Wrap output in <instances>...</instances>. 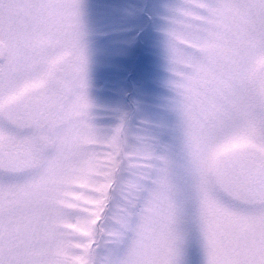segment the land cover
<instances>
[{"label":"snow or ice","instance_id":"1","mask_svg":"<svg viewBox=\"0 0 264 264\" xmlns=\"http://www.w3.org/2000/svg\"><path fill=\"white\" fill-rule=\"evenodd\" d=\"M184 4L153 132L94 123L79 0H0V264H264V0Z\"/></svg>","mask_w":264,"mask_h":264},{"label":"rangeland","instance_id":"2","mask_svg":"<svg viewBox=\"0 0 264 264\" xmlns=\"http://www.w3.org/2000/svg\"><path fill=\"white\" fill-rule=\"evenodd\" d=\"M183 7L184 0H80L87 94L98 127L112 128L125 115L153 132L174 125L169 31ZM46 194L43 186L33 191L24 198L28 206L14 199L11 213H29Z\"/></svg>","mask_w":264,"mask_h":264},{"label":"clouds","instance_id":"3","mask_svg":"<svg viewBox=\"0 0 264 264\" xmlns=\"http://www.w3.org/2000/svg\"><path fill=\"white\" fill-rule=\"evenodd\" d=\"M80 2V0H79ZM172 48H176V47H179V45L177 44V42L175 40L172 41Z\"/></svg>","mask_w":264,"mask_h":264}]
</instances>
